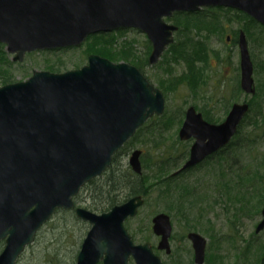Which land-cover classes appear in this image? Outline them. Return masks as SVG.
Here are the masks:
<instances>
[{
  "label": "water",
  "instance_id": "95a60500",
  "mask_svg": "<svg viewBox=\"0 0 264 264\" xmlns=\"http://www.w3.org/2000/svg\"><path fill=\"white\" fill-rule=\"evenodd\" d=\"M208 6L240 10L264 26V0H0V42L22 60L26 52L80 45L94 33L136 28L151 43L150 64L173 41L178 26L165 20L174 12ZM240 87L255 92L253 63L243 30L238 35ZM163 93L134 65L96 53L87 63L62 72L33 70L0 85V264H16L26 245L58 208L70 209L73 197L111 163L112 155L150 116L164 110ZM249 110L234 102L220 122L206 120L193 105L178 130L192 139L188 157L177 170L200 163L229 143ZM141 150L128 164L141 173ZM144 198L137 194L96 213L77 206L90 223L74 264H163L148 242L134 243L124 226ZM255 226L264 229V203ZM152 230L158 248L169 251L170 217L158 212ZM195 262L202 264L206 238L190 231Z\"/></svg>",
  "mask_w": 264,
  "mask_h": 264
},
{
  "label": "rangeland",
  "instance_id": "374dc122",
  "mask_svg": "<svg viewBox=\"0 0 264 264\" xmlns=\"http://www.w3.org/2000/svg\"><path fill=\"white\" fill-rule=\"evenodd\" d=\"M226 8L230 7L214 6L200 9L197 13L201 12L199 15L205 17L204 23L207 26H211L214 20L216 23L208 27V30L202 29L203 27L190 28L192 30L190 35L194 36V40H204L208 48V59L204 70L202 62L197 64L202 66L204 82L201 81L194 91L190 90L185 82L176 84L174 89L169 88L166 79H170L171 76V79L176 80L177 76L186 70L184 61L181 59L175 61L171 53L165 50L156 63L150 64L148 62L150 43L144 33L135 29L112 31L104 36H89L82 44L75 47L35 50L25 53L23 59L19 61L12 59L13 54L6 50L4 44L1 50L8 60L6 64L11 74L9 82L28 78L33 70L62 72L77 68L87 63L88 54L96 53L107 57L104 55L105 52L112 49L120 50L121 46L127 43L131 44L132 56L138 57L137 60H142L143 56H146L145 63L139 61L141 66H136L129 59L119 61L139 68L149 82L161 90L165 97V107L163 113L148 118L141 126L142 128L135 132L133 138L131 137L122 146L108 171L80 189L74 201L75 207L81 206L100 213L103 211L102 208L108 206L105 199L109 192L107 179L110 171L115 172L112 174L114 181L121 183L120 185L128 183L127 180L137 181L142 174L149 176V182H156L158 180L156 174L162 163H164L165 174L160 177L171 175L184 163L188 157L192 139H179L178 130L189 105H193L200 112L203 109L208 110L219 119V122L225 117L232 103L248 102L254 96L238 89L239 54L236 43L239 31L243 30L253 63L252 77L257 94L253 99L255 103L252 111H249L244 118L241 136L245 138L254 134L256 141L250 144L244 143L238 147H228L221 152L222 156L216 153L174 176L177 185L187 184L191 192L186 194L185 201L178 200L169 210L165 209L166 201L159 193L160 185L155 184L144 196V203L138 208L137 214L126 219L124 226L134 243L148 241L154 246L158 239L151 230V218L157 212L163 211L171 217L174 235H180L189 230L199 232L207 240L208 256H216V260L222 264H263L264 261L255 262L252 252L258 242H264V229L258 233L254 232L256 223L261 219L260 210L263 203L255 210L256 205L254 207L252 205L258 201V196L254 198L250 196L252 199L250 198L251 204L247 205V211L239 213L237 208L241 204L242 206L246 204L234 199V193L242 192L245 188L249 190L246 187L248 185L245 187L234 185L230 194L225 195L221 182L235 181V172L239 171L240 174L245 172V165H248V168L255 165L261 169L264 168V123L257 127L252 125L255 117L264 118V30L258 25L249 28L245 22L246 18L241 16L238 10L231 9V12H228ZM212 16L215 19H211ZM196 17L198 16L192 17L189 13H178L167 19L181 29L179 34L178 31L174 34V42L188 34L185 32L184 25L188 21L189 24L194 22ZM234 39H236L235 44L232 41ZM229 101L230 104H228ZM164 113L166 116H162ZM168 115L173 116L174 119L166 124ZM135 148L142 150L140 174L132 170L128 164V156ZM120 191V195L126 193L125 188H121ZM181 204L185 212L182 211ZM110 207L108 206L104 211ZM89 227L90 224L77 217L73 210L58 209L39 229L33 243L24 249L16 264H74ZM247 243L250 246L252 244L253 248L245 257L242 247ZM2 245L1 243L0 249ZM171 245L172 249L180 250L179 264L184 263L187 260L190 243L187 240L173 239ZM159 254L167 264L176 263L173 255L167 257L163 252ZM211 262V258L206 259V264ZM129 264L134 262L131 261Z\"/></svg>",
  "mask_w": 264,
  "mask_h": 264
},
{
  "label": "trees",
  "instance_id": "16d2710c",
  "mask_svg": "<svg viewBox=\"0 0 264 264\" xmlns=\"http://www.w3.org/2000/svg\"><path fill=\"white\" fill-rule=\"evenodd\" d=\"M226 10L228 12H231V8H226ZM183 13H185V12H183ZM200 13L201 12H199V13L194 12L191 14L192 17H195V15L198 17H196L197 19L190 24H189V21L186 22L187 24L185 23L186 24V25H184L185 26V32H187L188 34L185 35V37L181 40H179V39L175 40V42H173L168 47V49L166 50V52L169 51L171 53L172 59H174L175 61L177 59H181L182 61H184L185 65H186V70L183 73H181L180 75H178L176 80L171 79V76H170V79H168V78L166 79V82L169 84L170 89H174L175 85L178 83L185 82L187 84V86L190 88V90L194 91L196 89V87L199 85V83L202 81V66H203V70H204V66L207 64V59H208L207 43L204 40H202V41L194 40L195 39L194 36L190 35V33L192 31L190 28L191 27H203L202 29L205 28L208 30V27H211L213 24L216 23V21L215 20L212 21L211 26H207V24L204 23L205 17L199 15ZM239 14L246 18L245 22L249 28H251V26L256 27L258 25L264 30V26L261 25L259 22H257L252 17H250L249 15H247L243 12H240ZM199 16H201V17H199ZM211 19H215L214 16H212ZM208 24H210V23H208ZM202 29H200V31ZM179 32H181V29H178V34H179ZM109 33H111V32H101V33L93 34L90 36H94V35L104 36V35L109 34ZM234 41L236 42V39H234ZM1 47H3L2 43H0V83L5 84V83H8L9 81H11V74L9 72L8 64H6V63H8L7 62L8 60H6V58L3 56ZM92 52H94V51H92ZM132 54H133V52H132L131 44H128V43H127V45L121 46L120 50L112 49V50H110V51L108 50V52L104 53V55L111 58V60L119 61L122 59H125V60L129 59L136 66H141V63H139V61H142L143 63H145L146 56H143L142 60H137L136 58H138V57H133ZM129 57H131V58H129ZM199 62H202V66L197 65ZM169 72L171 73V71H169ZM203 82H204V79H203L202 83ZM238 89H239V87H238ZM256 94H257V90L255 91L254 96L251 97V99L249 100V111H252V109H253V106H254L253 104L255 103L253 101V99H254ZM228 104H230V101ZM202 113H203L204 118L210 122H217L219 120L217 117L210 114V112L208 110L203 109ZM162 116H166L165 113ZM244 118L242 119L241 123L238 126V129H237L235 135L232 137V139L229 141V143L217 152V154H219L218 156H222L223 154L221 152H224V150L227 149L228 147H231V146H235V147L237 146L238 147V145H242L244 143L250 144V143H253L254 141H256V136L254 134H252V136H245V138H243L241 136L242 128L244 125ZM173 119H174L173 116L168 115L165 123L168 124ZM263 120H264V118L258 119L255 117L252 120V125L254 127H257L259 124L261 125L264 123ZM141 128L142 127H139L137 130H140ZM133 136H132V138H133ZM120 150H118L113 155L112 164L114 163V160H115V158H116V156ZM184 154L185 153H183V155ZM161 165H162L161 168L158 170V172L156 174L158 176V178H157L158 180L156 179L157 180L156 182H149V176H144L142 174L139 176L137 181L127 180L128 183H126L125 185L124 184L120 185L121 183L114 181V177L112 174L115 172L110 171V176L107 179V185L109 188V192L107 193V198L105 199L108 206H112L116 203H120V202L126 200L128 197L136 195V194H141L143 196H146V194L151 191L152 187L155 184L160 185L158 190H159L161 197H163L164 200L166 201V208L165 209L169 210L170 208H172L174 205H176L178 200H180V201L182 200V202L185 201L186 200V194L191 192L190 189H188L189 187L187 186V184L177 185L175 183L176 179H174V176L169 175V176L160 177L161 175L165 174V172L163 170L164 163H162ZM247 166L248 165L244 166L245 172H243L241 174L239 171L235 172L236 173L234 175V176H236L235 181L230 180V182H229L227 180H224L221 182V186H223V192L225 193V195L230 194V190L233 189L234 185H240V186H244V187L246 185H248L246 187L249 188V190H246V188H245L242 192L236 191V193H234L235 194L234 199H236L237 201L239 200V202L246 204L243 206L241 204L237 208V212H239V213L247 211V209H248L247 205L251 204L250 203L251 197L254 198L255 196H258L257 197L258 201L255 202V200H254L255 204L253 203V205H252L253 207L256 205L255 210L258 209L259 206L264 202V168L261 169L260 167H256V165L253 166L252 168H248ZM109 167L105 170V172L109 170ZM119 175H121V174H119ZM121 177H123V175H121ZM139 179H140V181H139ZM92 181L94 182V180L92 179L89 181V183L90 182L92 183ZM121 188L126 189V193H124V195H120V193H121L120 189ZM240 198L244 199V200H241ZM181 206H182V204H181ZM107 207H104L101 210L104 211L105 209H107ZM181 209H182V211L185 212L184 206H182ZM184 216H185V214H184ZM237 247H239V246H237ZM251 248H253V246H252V244L250 246L249 243H247L246 246L242 247V249L244 251L243 255L245 257L250 253V252L248 253V251H251ZM263 248H264V242H258V244L253 248L252 252L254 253L253 256H254L255 262L264 261ZM217 257H219V256H217ZM209 258H211V260H212V262L210 264H222V262L216 260V256H214V255H211V256L209 255ZM263 264H264V262H263Z\"/></svg>",
  "mask_w": 264,
  "mask_h": 264
},
{
  "label": "flooded vegetation",
  "instance_id": "af4514ba",
  "mask_svg": "<svg viewBox=\"0 0 264 264\" xmlns=\"http://www.w3.org/2000/svg\"><path fill=\"white\" fill-rule=\"evenodd\" d=\"M178 30H176V32H177ZM176 32H174V34L176 33ZM227 39H229V37H226ZM233 41V43L235 44L236 42L234 41V40H232ZM237 44V43H236ZM150 47H151V43H150ZM166 50V49H165ZM164 50V51H165ZM164 53V52H163ZM162 53V54H163ZM160 59V58H159ZM239 89L242 91V92H244L245 94H246V92L245 91H243L242 90V88L240 87V68H239ZM200 112V111H199ZM201 114L203 115V113L201 112ZM204 117V116H203ZM207 120V119H206ZM218 122V121H217ZM218 152V151H217ZM216 152V153H217ZM216 153H214V154H216ZM214 154H212V155H209V156H207L205 159H207V158H209V157H211V156H213ZM205 159H203L201 162H203ZM200 162V163H201ZM199 164V163H198ZM197 165V164H196ZM195 166V165H194ZM191 167H193V166H191ZM191 167H188V168H186L185 170H187V169H189V168H191ZM179 169V168H178ZM178 169H176L174 172H172L171 173V175L170 176H177V175H179V174H181L182 172H183V170L182 171H177ZM113 206V205H112ZM158 213V212H157ZM166 213V212H165ZM168 214V213H167ZM169 215V214H168ZM169 217H170V215H169ZM152 219V218H151ZM170 222H171V226H172V229H171V233H170V235H169V237H168V244H169V251H167L165 248H158V242H159V240H160V238H161V236L160 235H158V234H155L154 232H153V230H152V223H151V230H152V232L155 234V236L157 237V242H156V244L153 246L150 242H148V241H144V242H148L149 243V245L151 246V249H152V251L156 254V255H158L160 252H163L164 254H165V256H167V257H171L172 255H173V257H175L176 258V263L175 264H179V259H178V257H180V250L179 251H177V249L175 250V249H172V245H171V240H173V239H177V240H184V241H186L187 240V242H189L190 243V250H189V252H188V254H187V260L183 263H181V264H198V263H196L195 262V255H194V249H193V245H192V241H191V239L189 238V236H188V234H189V232L190 231H195V230H189V231H187V232H184V233H180V235H174L175 233H173V223H172V220H171V217H170ZM197 232V231H196ZM144 242H142V243H144ZM206 247H207V240H206V245H205V252H204V260H203V263L202 264H206V259L207 258H209V256H208V254H207V250H206ZM178 253V254H176V253ZM160 258H161V261H162V263L163 264H167V262L165 261V259L159 254L158 255ZM131 261H133V259H132V257L130 256L129 257V260H128V262H127V264H129ZM134 262V261H133Z\"/></svg>",
  "mask_w": 264,
  "mask_h": 264
}]
</instances>
